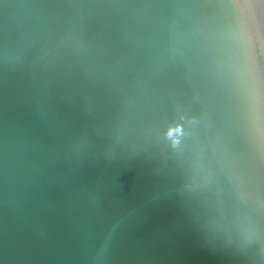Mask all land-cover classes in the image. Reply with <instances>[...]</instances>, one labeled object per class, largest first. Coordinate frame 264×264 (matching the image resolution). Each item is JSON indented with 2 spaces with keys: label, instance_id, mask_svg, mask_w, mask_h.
Here are the masks:
<instances>
[{
  "label": "water",
  "instance_id": "95a60500",
  "mask_svg": "<svg viewBox=\"0 0 264 264\" xmlns=\"http://www.w3.org/2000/svg\"><path fill=\"white\" fill-rule=\"evenodd\" d=\"M0 264H264V0H0Z\"/></svg>",
  "mask_w": 264,
  "mask_h": 264
}]
</instances>
